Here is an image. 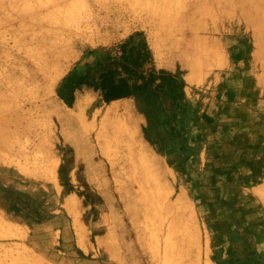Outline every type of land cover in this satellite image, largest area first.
Instances as JSON below:
<instances>
[{"label": "rangeland", "instance_id": "obj_1", "mask_svg": "<svg viewBox=\"0 0 264 264\" xmlns=\"http://www.w3.org/2000/svg\"><path fill=\"white\" fill-rule=\"evenodd\" d=\"M137 30L196 103L191 155L150 144L130 98L56 94L91 50L117 55ZM2 186L53 215L29 224L2 195L0 264H216L233 228L259 230L264 250V0H0Z\"/></svg>", "mask_w": 264, "mask_h": 264}, {"label": "trees", "instance_id": "obj_2", "mask_svg": "<svg viewBox=\"0 0 264 264\" xmlns=\"http://www.w3.org/2000/svg\"><path fill=\"white\" fill-rule=\"evenodd\" d=\"M91 51H96L92 62L73 65L57 83L58 97L72 106L79 96L88 94L80 92L87 88L104 101L130 98L142 115V133L150 144L161 153L174 152L176 158L191 155L190 137L198 108L187 93L181 71L157 68L144 34L138 30L121 41L117 55L102 47ZM2 195L14 197L11 201L17 202L16 209L21 211V215L16 212L17 216L29 224L46 221L53 215L42 201L22 190L2 186ZM260 233L233 228L227 245L216 248L212 259L216 264H264V250L257 246Z\"/></svg>", "mask_w": 264, "mask_h": 264}, {"label": "bare ground", "instance_id": "obj_3", "mask_svg": "<svg viewBox=\"0 0 264 264\" xmlns=\"http://www.w3.org/2000/svg\"><path fill=\"white\" fill-rule=\"evenodd\" d=\"M103 6V10L109 12L112 7L102 4ZM118 6L116 5L114 7V9H117ZM44 104H48V102H44ZM99 108L95 109V111L93 112V115H95L98 112ZM91 116V115H90ZM84 120V119H83ZM94 122V120H93ZM125 134L131 138V142H129L130 140H127L126 142H129L126 145V154L128 155L129 158H131L132 162L134 163L135 161H137L141 166H142V172L145 173L146 172V168H147V173L149 170V165H148V161L150 160L147 153L145 154V150L143 148V145H140L139 143L137 144L135 141V132H131V131H126ZM116 136V135H115ZM119 141H121L119 139ZM118 141V142H119ZM144 157L147 158V167L146 164L144 163ZM168 224V223H167ZM160 226V225H159ZM168 228V227H167ZM83 230V229H82ZM71 237V236H70ZM184 238H182L179 242L183 241ZM76 240V239H75ZM176 241L178 242V240L176 239ZM83 243V242H82ZM178 247V244H177ZM179 250V248H178ZM168 251V250H167ZM165 253V252H164ZM180 258L178 259V264H188V259H186V257L184 256V254H179ZM164 257V256H163ZM173 257V256H172ZM178 258V257H177ZM176 258V259H177ZM165 260V259H164ZM172 261V260H171ZM85 262V261H84Z\"/></svg>", "mask_w": 264, "mask_h": 264}, {"label": "crops", "instance_id": "obj_4", "mask_svg": "<svg viewBox=\"0 0 264 264\" xmlns=\"http://www.w3.org/2000/svg\"><path fill=\"white\" fill-rule=\"evenodd\" d=\"M214 239H216V238H214ZM216 245H217V243H216V242H214V244H213V245H211V246H213L212 248H214Z\"/></svg>", "mask_w": 264, "mask_h": 264}]
</instances>
